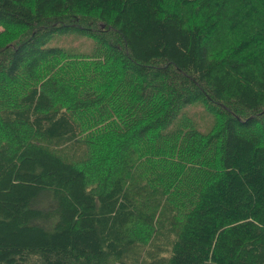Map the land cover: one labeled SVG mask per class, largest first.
<instances>
[{
	"label": "trees",
	"instance_id": "trees-1",
	"mask_svg": "<svg viewBox=\"0 0 264 264\" xmlns=\"http://www.w3.org/2000/svg\"><path fill=\"white\" fill-rule=\"evenodd\" d=\"M255 1L214 59L247 0H0V264H264V59H238L264 39ZM65 34L117 64L111 89L70 78L103 117L89 127L61 99L73 55L48 43ZM197 102L220 120L206 135L180 121ZM111 119L142 126L124 141ZM84 125L120 144L89 148Z\"/></svg>",
	"mask_w": 264,
	"mask_h": 264
},
{
	"label": "rangeland",
	"instance_id": "rangeland-1",
	"mask_svg": "<svg viewBox=\"0 0 264 264\" xmlns=\"http://www.w3.org/2000/svg\"><path fill=\"white\" fill-rule=\"evenodd\" d=\"M165 4L163 6V10L167 12V10H171V0H164ZM181 4L179 5V7ZM258 7V4L255 0H247V5L245 7L239 6L238 9H234L232 11L228 12V15L231 16L232 20L228 22L227 24V32L225 35L220 36V37H213L211 39V48L210 54L212 55V58L214 59H221V58H231L236 56L235 53H233V49H236L234 47L235 42H239L237 39V34L232 31L230 26L232 25L233 22H235L237 18V14L242 11L245 12L247 9L251 10ZM2 31H5L2 26H0V33ZM254 45L253 48H251L250 54L249 53H242L240 56H238V59H241L242 61H246L249 56H251L252 60L256 59H264V39L263 36H259V38H256L253 40ZM49 46L55 45L56 47H59L62 49L64 52L66 51L68 54H72L69 58L70 62H67L68 64V71H66V78L63 81L66 83L64 85V89L68 90L69 92L65 96V98H61L63 101L64 106H68L72 112L75 114L79 115L77 117V121H83L84 124L89 126H92L94 122H99L101 118L100 113L98 111H95L94 109L87 108V102L84 98L86 93L84 86H82L80 83L75 86L73 81L70 80L72 78V75L74 77L79 76V73L77 72H82L83 79H96V80H101L103 81L104 85H106V89H111V87L114 84V73H115V68L117 64L110 59L108 56H102L100 51L96 50L99 49V46L95 45V42L93 39L87 38V37H82V35H68L65 34V36H55L52 38V40L48 43ZM66 64V63H65ZM77 79V78H76ZM75 79V80H76ZM110 84V85H109ZM81 87H83L81 89ZM98 88H102V86H99ZM73 93L74 99L72 98ZM104 94V93H102ZM106 96V95H105ZM86 97V96H85ZM93 98V96H92ZM59 102H62L61 100ZM106 105V100H104V106ZM83 109V111L80 110ZM106 112H109V110H105ZM110 118H114L113 112L110 111ZM184 124H186V128L188 131H196L201 133L202 135H206L210 133L212 130H215L219 123L220 120L214 119L212 115L209 116V114L206 112V107H204L200 102H197V104L193 105L190 107V109L184 111V116L180 119ZM111 122L114 124L113 131L118 130L117 132L113 133H119L124 136V141L131 139V134L132 131L133 135L136 136V132L141 129V124H138L135 119L130 120L129 125L130 127L124 128L122 127L121 121H116L114 119H111ZM140 122H144V119H141ZM193 127H191V126ZM85 127V125L82 128L81 134H80V142L85 143L89 142L87 144L89 148L91 146H98L99 150L100 149H105L106 144L109 146H117L120 144L119 141L116 140V138L111 137V133H107L109 131L108 129H104L99 127L98 125H94V127L88 128ZM155 134V132H153ZM152 133V134H153ZM191 133V132H190ZM148 133V136H152ZM189 135H186L185 140L188 143H193L194 141L189 138H187ZM157 136H154L151 138V140H154L156 142L159 140V138L156 139ZM133 139V138H132ZM147 139V138H146ZM144 141H138L137 139L130 140V143L132 146L131 148L135 149H140L141 147L145 148L147 147V140ZM45 143L46 147L48 144L43 141L41 144ZM157 143V142H156ZM63 146V145H60ZM54 147V145H51L50 148ZM143 156H146V154H141V156H138L137 159L140 161L142 160ZM149 159L147 158L146 161H143L141 166H139L140 171H142L144 174H148L144 172V169L151 167V169L154 168V165H151ZM149 164H147V163ZM153 163L157 164L160 166L163 164V161L156 162L153 161ZM147 164V165H145ZM95 163L90 164L87 167L90 166H95ZM145 165V166H143ZM194 165V163H192ZM39 204L41 208H46L49 204H47L46 200L45 201H39ZM151 230H145V229H140L138 228L135 233L133 234L136 239H138L141 242H144L147 240L150 236Z\"/></svg>",
	"mask_w": 264,
	"mask_h": 264
}]
</instances>
